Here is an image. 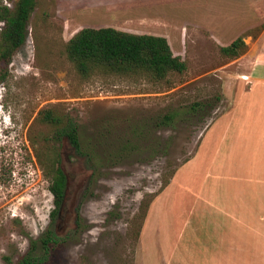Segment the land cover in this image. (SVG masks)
I'll return each mask as SVG.
<instances>
[{"label":"rangeland","instance_id":"obj_1","mask_svg":"<svg viewBox=\"0 0 264 264\" xmlns=\"http://www.w3.org/2000/svg\"><path fill=\"white\" fill-rule=\"evenodd\" d=\"M199 2L209 7L196 14ZM263 22L264 0H35L24 43L0 57V264H17L48 228L54 203L38 156L56 149L67 175L60 239L33 264H239L211 261L224 259L226 249L220 232L205 229L211 209L208 221L205 206L200 224L192 221L191 205H199L191 193L212 183L206 132L216 121L227 125L219 118L230 107L227 89L242 55L219 48L242 35L244 53L255 51ZM86 26L163 33L186 70L160 81L99 70L83 76L66 43ZM194 102L204 106L192 110ZM45 109L78 123L95 171L66 138H53L40 119ZM167 113L175 115L172 125H161ZM252 240L229 253L264 264V229Z\"/></svg>","mask_w":264,"mask_h":264},{"label":"trees","instance_id":"obj_2","mask_svg":"<svg viewBox=\"0 0 264 264\" xmlns=\"http://www.w3.org/2000/svg\"><path fill=\"white\" fill-rule=\"evenodd\" d=\"M12 3V6H0V19L4 21L0 30L1 58L9 57V51L24 43L28 18L35 6V0H14ZM131 27L138 29H135L138 26ZM219 49L222 54L235 58L245 52L246 43L242 35H238ZM66 54L83 76L99 70L160 81L166 80L170 74H181L186 70L185 60L173 53L165 34L132 32L114 26L80 28L68 39ZM203 106V103L194 102L191 109L196 110ZM174 116L173 113L165 114L160 124L172 125ZM40 119L53 127L54 139L66 138L75 153L84 156L87 166L95 171L93 150L86 140H82L79 125L74 119L58 114L52 109L40 111ZM128 141L129 139H124L116 153L122 152ZM38 159L44 174L50 180L49 190L53 196L54 208L50 212L48 228L39 237L31 238L29 250L17 264L40 262L60 239L56 232V220L65 199L67 175L58 165L60 153L57 149L44 154L43 157L38 156Z\"/></svg>","mask_w":264,"mask_h":264},{"label":"crops","instance_id":"obj_3","mask_svg":"<svg viewBox=\"0 0 264 264\" xmlns=\"http://www.w3.org/2000/svg\"><path fill=\"white\" fill-rule=\"evenodd\" d=\"M202 3H197L196 14L201 9L198 7H209ZM236 61L237 78L227 89L232 101L224 117L219 118L224 120L222 125H227L219 128L216 121L206 132L208 147L213 145L216 171L212 183L207 179L200 193H191L199 205L196 209L191 205V219L200 224L204 213L199 211L205 206L208 221L211 209L213 219L210 224L206 222L205 229L220 232L221 246L227 252L222 250L224 259L211 261L244 264L263 261L257 255L230 254L229 250L231 246L252 245L256 232L260 235L264 229V37L256 43L255 51L243 53Z\"/></svg>","mask_w":264,"mask_h":264}]
</instances>
